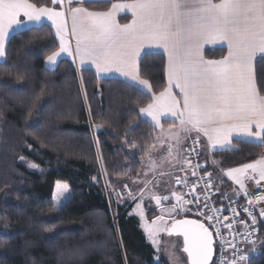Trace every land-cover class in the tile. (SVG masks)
Instances as JSON below:
<instances>
[{
  "label": "trees",
  "instance_id": "16d2710c",
  "mask_svg": "<svg viewBox=\"0 0 264 264\" xmlns=\"http://www.w3.org/2000/svg\"><path fill=\"white\" fill-rule=\"evenodd\" d=\"M30 2L54 8L51 0ZM111 6L84 5L96 12ZM56 52L53 30L44 25L11 37L0 64V264H155L153 248L130 216L132 205L119 206L112 198L140 176L154 145L157 130L139 113L152 97L125 82L78 72L68 60L50 71L45 63ZM225 55L209 50L205 56ZM139 69L153 94L167 87L163 56H144ZM256 77L262 90L264 59L256 63ZM234 147L239 151L214 155L223 168L264 156V145ZM28 163L40 170L31 171ZM57 184L70 192L59 209L53 201ZM259 233L261 254L249 264H264V226Z\"/></svg>",
  "mask_w": 264,
  "mask_h": 264
},
{
  "label": "snow or ice",
  "instance_id": "6c2138e0",
  "mask_svg": "<svg viewBox=\"0 0 264 264\" xmlns=\"http://www.w3.org/2000/svg\"><path fill=\"white\" fill-rule=\"evenodd\" d=\"M65 0H51L53 5L63 4ZM95 0H67V15L71 18V36L75 38V55L81 65L90 61L97 71H110L113 64L125 79H130L138 90L151 93L148 80L140 78L138 57L145 46H156L167 55L168 87L159 94H152L153 103L140 108L142 116L150 118L153 129H159L161 136L174 141L175 146L183 145L182 137L192 139L193 145L199 143V137H207L209 145L231 149V138H243L242 142H254L264 145V95L257 89L253 62L258 55L264 59V0H131L130 3H116L106 12L89 11L87 8L73 4L93 3ZM118 10H128L132 14L131 23H116ZM26 17L27 21L21 19ZM51 21L60 38V51L47 57L49 63H55L57 57L67 52L72 54L66 36L68 22L66 12L50 7H38L30 0H0V58L6 54L5 42L9 30L20 27L26 22L43 26V21ZM225 44L228 54L220 60H206L202 55L204 44ZM179 89L181 99L172 93L171 88ZM174 118L173 127L165 130L161 118ZM255 128V131H253ZM195 133V139L192 134ZM131 143L133 147L135 144ZM173 144L167 145L171 155ZM193 148L187 155L190 157ZM199 155V153H196ZM215 163V162H214ZM183 170L192 169L191 176H196V169L201 166L192 164L190 159L182 161ZM30 167H37L30 164ZM251 173L249 176L248 174ZM209 188L201 189L204 193V208L197 214L204 216L208 226L199 220H173L169 234L183 237V252L189 264H210L214 255V234L210 228L221 223V209L209 207L208 192L213 181L208 173ZM226 175L239 185L245 195L247 189L242 177L254 179L259 185L264 181V156L254 162L235 169H229ZM204 177H197L203 180ZM183 180L187 186V178ZM127 187V185H125ZM196 184L188 194L190 200L172 193L176 204L167 211L179 214L189 211L188 204L195 203L201 207L200 196L196 195ZM67 191L64 185L57 197ZM239 195V193H236ZM128 198L135 200L133 193ZM227 198V197H226ZM143 199V196L140 197ZM159 205L162 199L152 196ZM249 204L258 201L248 200ZM238 216L235 208L228 209ZM163 211V210H162ZM248 212V208L243 209ZM141 219L142 226L153 246L157 245L156 233L159 231L157 221L148 224L144 221V212L140 203L136 204L135 213ZM252 224L256 217L249 213ZM264 216V210L261 211ZM163 221V215L159 218ZM226 219V218H225ZM245 232H255L247 221L239 220ZM232 235V240L224 239L221 248L228 245L233 250L231 260L221 256L220 264H241L247 260L235 243L236 235L233 223L224 225ZM215 235L223 238L221 228H215ZM245 241L251 242L248 236ZM157 264H159L157 258Z\"/></svg>",
  "mask_w": 264,
  "mask_h": 264
},
{
  "label": "crops",
  "instance_id": "0c3cea01",
  "mask_svg": "<svg viewBox=\"0 0 264 264\" xmlns=\"http://www.w3.org/2000/svg\"><path fill=\"white\" fill-rule=\"evenodd\" d=\"M109 2H112V5L116 4V3H129V2H122L119 0H95V2H93V3L73 4L72 6L73 7H76V6L84 7L85 4L109 3ZM53 6H54V9L57 11L63 10L66 12V19L68 22V35L65 38L68 41V45H69V48H70L72 54L69 55L67 52H65L64 54L61 53L57 57L55 63H49L48 61H46V63H45L46 69H48L50 71H55L61 61L68 60L70 62L75 63L76 66L78 67V69L81 71H92L99 80H111V79L112 80H119V81L125 82V83H127V84L138 89L137 85H135L130 79L126 80L125 77H123L121 75V73L116 70L115 64H113L111 66L110 71H103V72L97 71L95 65H93L90 61H85V63L83 65H81L80 59L75 55L76 42H75V38L71 36V18H70V16L67 15V8H68L67 0H65V2L63 4L53 5ZM132 18H133L132 14L128 10H118L116 12V15H115L116 23H118L120 25H125V24L120 23V21L122 19H129L130 20L129 23H131ZM21 19H23L24 21H27L26 17L21 16ZM44 25L49 26L53 30V34H54V36L58 42L59 51H60V38L58 36H56V34H55L56 33L55 27L51 26V21H47V20L43 21V26ZM40 27H41L40 24H35L32 22H26L23 25H21L20 27H14L13 29H10L9 30V37L5 42L6 51H7V46H8V43H9V40L11 39V37H13L14 35H16L20 32H24V31H27L29 29L40 28ZM209 50H212V51L224 50L226 52V55L228 54V49H227V46L225 44L207 43V44H204V46L202 48V55H203L204 59H206L205 55H206V52ZM151 54H158V55H161L165 58V60H166V82H167V87H168L167 55L163 52V49L158 48L154 45L153 46L145 45L140 51V55L138 57V66H139V64H140V62L144 56L151 55ZM5 59H6V54L4 57L0 58V63L5 62ZM259 60H262L260 55H258L257 58L253 62V71H254V77H255L257 89L261 92L262 95H264V87L262 90H260L258 83H257V77H256V63ZM171 91L177 97V99H181L180 94H179V89L172 87ZM142 92H144V91H142ZM146 94L152 97V94H153L152 88H151V93H146ZM153 102L154 101L152 99V103ZM142 118L147 122H149V120H150V118L145 117V116H142ZM173 122H174V118H164V117L161 118V126L165 130L169 129L170 127H173ZM156 130H157V136H156L154 145L148 150L147 155L143 160V169H142L140 176L136 180L129 182L130 192L133 193L136 197L135 200L132 199L133 200V201H131L132 204H130V205H132L130 216L134 217L138 220L139 225H140V229H141V223H140L141 221H140V219H138L137 217L134 216V210H135L137 203L141 204L143 212L145 213L144 216L147 218V221L153 222L156 217L161 216L160 211H162L166 208L169 209L174 204H176L175 198L172 195L173 192H175L177 195H180V196H182V198H184L183 194L180 192V190L178 189V187L176 185V181H175V178L172 176V173L175 172L176 170L183 168L182 161L186 159L187 143H188L189 139L186 137H182L183 145L180 147H177V146H175L174 141H170V140H168L167 137L161 136L160 130L159 129H156ZM253 131H255V128H253ZM192 138L193 139L196 138L195 133L192 134ZM242 139L243 138H238V137H235V135H234L231 138V140H232L231 149H235L234 143L235 142H242ZM169 143L173 144V150H172L171 155L167 151V145ZM199 143L201 146L203 159L209 166V172L211 173V177H212V180L214 182V186H215V189L217 190V192L221 195L229 194L231 197H234V198H243L244 192H242L240 190L239 185L236 184L234 180L230 179L226 175V172L229 169L223 168L221 166V162L219 160H217L216 158H214L215 154L224 153V152L233 151V150H230L229 146H227V145H225L224 148H221L219 145H217V147L215 149H213L209 145V143L207 141V137H204L202 135L199 137ZM244 143L260 145L258 143H254V142H244ZM248 175L250 176L251 173H249ZM242 179H244V181H245V187L246 188L249 187L252 189H259V190L264 191V181H260V184L257 185L254 179H249L247 177H242ZM58 185L59 184L56 185V188ZM56 188H55V190H56ZM236 193H239V195H236ZM153 195L159 196L161 198L167 196L168 199L167 200L162 199L161 203L159 205H157L156 201L154 199H152ZM141 196H143L142 200L140 199ZM186 207H187V205H186ZM262 210H264V204L262 205V207L258 211L259 224L261 226H264V216H261ZM148 213L151 214L152 219H149ZM180 214H181V216H183L184 219L192 220V218L188 214V211H180L179 214L172 213L169 215V217H168L169 219L167 220L169 222L168 226H169V224H172L173 220L179 219ZM145 237H146V235H145ZM146 239H147V237H146ZM154 261H155V264H157L156 253H155ZM159 264H160V262H159Z\"/></svg>",
  "mask_w": 264,
  "mask_h": 264
},
{
  "label": "built area",
  "instance_id": "2783aa9c",
  "mask_svg": "<svg viewBox=\"0 0 264 264\" xmlns=\"http://www.w3.org/2000/svg\"><path fill=\"white\" fill-rule=\"evenodd\" d=\"M92 132L93 135L95 136L98 133V130L92 128ZM193 148H195L196 151L192 152L191 156L189 157L187 153L190 152ZM197 152L199 153V155L196 154ZM186 159H190L193 165L198 163L201 166L199 169H196V176H191V171H192L191 168H189L187 171H184L183 168L176 170L175 172L172 173V176L175 178L176 185L186 200L191 199V196H189L188 194L192 191L193 184L197 185L196 195L200 196L201 207L197 208L195 203L188 204L187 208L190 209L188 211V214L192 219L204 222L206 226H208L209 222L206 220V218L204 216H200L197 214L200 211H207V209H205L203 206L205 196L204 193L201 191V189L209 188V185L207 183L209 177L207 174L210 173L209 166L203 159L200 143L193 145L192 139L188 140ZM197 177H204V179L197 180ZM177 178H187L188 179L187 186H185L183 180L177 182ZM246 189H247V195L244 194L243 198H234L231 197L229 194H223V195L219 194L215 189L213 182L211 189L208 192L209 207L214 206L215 208H219L222 210L221 213H218V215L221 216V223L216 224L215 221H213L212 223L215 224V227L210 228V231H212L214 234V241H215V257L213 264H220L221 256L225 257L228 260H231L233 258L232 255L233 250L231 247H229L228 245H225V247L223 248L220 247V245L224 242V239L231 241L233 238L232 235L229 234V230L226 227H224V225L228 222L233 223L234 231L241 233V235H236L235 237V243L237 244V247L242 251V254H244L247 257V260L241 262V264H249L252 260L258 258L261 254L262 241L260 239V233H259L260 224L258 221V211L264 204V191L259 189H252L249 187ZM126 190H128V187L126 188ZM107 194L110 196L108 190H107ZM118 194L122 199L123 198L125 199L126 197L125 191L119 190ZM249 199L252 201H258V203L249 204L248 203ZM232 208L236 209V211L239 213L238 216H234V213L228 210ZM244 208H248V212H244L243 211ZM249 213H251L252 216L256 217L255 224H252ZM239 220L247 221L248 225H250L251 228H255L256 231L251 233L245 232L244 231L245 226L243 224L237 223V221ZM215 228H221V231L224 234L223 238L215 235ZM245 236H248L251 242L245 241L244 239Z\"/></svg>",
  "mask_w": 264,
  "mask_h": 264
},
{
  "label": "rangeland",
  "instance_id": "374dc122",
  "mask_svg": "<svg viewBox=\"0 0 264 264\" xmlns=\"http://www.w3.org/2000/svg\"><path fill=\"white\" fill-rule=\"evenodd\" d=\"M64 53L65 52H63V54ZM73 66L77 69L78 72L81 71L78 69V67L76 66L75 63H73ZM93 128L97 129L98 133H99L98 128H95V127H93ZM97 134L95 136H97ZM28 168L31 171L40 170L38 167H35V168L30 167V163H28ZM125 185H127L128 190H126L127 187H125ZM63 186H64V184H59L57 186L55 192H54L53 201H54V206L56 209L63 207L70 198V192H69V189L67 187V191L64 192L63 195H59V203H57L58 194L60 193V190L63 188ZM129 188H130V186H129V182H128V183L123 184L122 187H120V188H118L112 192V198L114 199V201L116 202L117 205L125 207V206H127L126 204H132L131 201H133V200L129 199L127 197L128 193H129ZM106 190L109 191L108 188H106ZM119 190L125 191L127 198L125 197V199L124 198L122 199L120 197V195L118 194ZM109 193H110V191H109ZM169 209H171V208H169ZM135 210H136V207H135ZM135 210H134V213H135ZM167 210H168V208L164 209L163 211H160V215L161 216L163 215V221L162 222L159 219L161 216H158L154 219L155 221L158 222L157 227L159 229V231L156 233V237H155L157 240V245L155 247L153 246L151 241L148 239L147 234H146V232L142 226V222H140L141 223V229L144 232V234L146 235L149 244L153 247V249L156 253V261L158 258V261L160 262V264H163L162 258H164L166 260V262L169 264H188V260L182 252V249H183L182 240L180 238H169L167 235L168 229H170L171 225H172V224H169V226H168L169 222L167 220L169 219L168 217L170 214ZM134 216L137 217L138 219H140V217L138 215L134 214ZM179 219H184L183 216H181V214L179 216ZM140 221H141V219H140ZM144 221H146L148 224L152 223V222L147 221V218L145 216H144Z\"/></svg>",
  "mask_w": 264,
  "mask_h": 264
},
{
  "label": "water",
  "instance_id": "95a60500",
  "mask_svg": "<svg viewBox=\"0 0 264 264\" xmlns=\"http://www.w3.org/2000/svg\"><path fill=\"white\" fill-rule=\"evenodd\" d=\"M168 237L169 238H180L181 240H182V243H183V237L182 236H178V235H176V234H169V232H168ZM213 247H214V255H213V258H212V261H210V264H213V261H214V257H215V241H214V245H213ZM182 252H183V250H182ZM183 254L186 256V258H187V255H186V253H184L183 252ZM187 260H188V258H187ZM188 264H189V261H188Z\"/></svg>",
  "mask_w": 264,
  "mask_h": 264
}]
</instances>
